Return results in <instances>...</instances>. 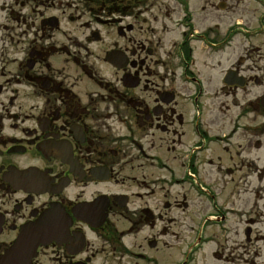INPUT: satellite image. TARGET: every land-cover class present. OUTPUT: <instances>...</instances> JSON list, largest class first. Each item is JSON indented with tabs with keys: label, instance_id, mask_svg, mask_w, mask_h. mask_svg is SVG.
Returning <instances> with one entry per match:
<instances>
[{
	"label": "flooded vegetation",
	"instance_id": "obj_1",
	"mask_svg": "<svg viewBox=\"0 0 264 264\" xmlns=\"http://www.w3.org/2000/svg\"><path fill=\"white\" fill-rule=\"evenodd\" d=\"M0 264H264V0H0Z\"/></svg>",
	"mask_w": 264,
	"mask_h": 264
},
{
	"label": "rangeland",
	"instance_id": "obj_2",
	"mask_svg": "<svg viewBox=\"0 0 264 264\" xmlns=\"http://www.w3.org/2000/svg\"><path fill=\"white\" fill-rule=\"evenodd\" d=\"M212 1H215V3L218 2V0H212ZM194 5H195V7L198 6V5L201 6V4L199 3V1H197L196 4H195V2L193 1V6H194Z\"/></svg>",
	"mask_w": 264,
	"mask_h": 264
}]
</instances>
